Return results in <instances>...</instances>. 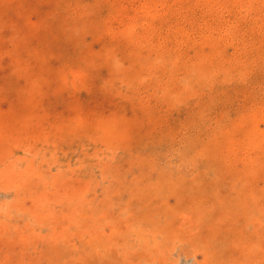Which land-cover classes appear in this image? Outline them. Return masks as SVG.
Masks as SVG:
<instances>
[{
    "label": "rangeland",
    "instance_id": "rangeland-1",
    "mask_svg": "<svg viewBox=\"0 0 264 264\" xmlns=\"http://www.w3.org/2000/svg\"><path fill=\"white\" fill-rule=\"evenodd\" d=\"M0 264H264V0H0Z\"/></svg>",
    "mask_w": 264,
    "mask_h": 264
}]
</instances>
